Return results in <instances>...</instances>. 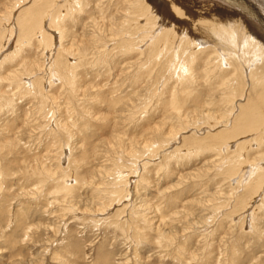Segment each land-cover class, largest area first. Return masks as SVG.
Wrapping results in <instances>:
<instances>
[{
	"label": "rangeland",
	"instance_id": "1",
	"mask_svg": "<svg viewBox=\"0 0 264 264\" xmlns=\"http://www.w3.org/2000/svg\"><path fill=\"white\" fill-rule=\"evenodd\" d=\"M71 1L0 0V264H264V181L251 192L264 123L220 153L214 137L243 124L241 105L264 114L251 67L185 82L181 57L196 46L156 55L149 0ZM179 1L186 32L206 6L244 11ZM248 2L264 15V0ZM38 9L43 35L21 45L20 20L41 21Z\"/></svg>",
	"mask_w": 264,
	"mask_h": 264
},
{
	"label": "bare ground",
	"instance_id": "2",
	"mask_svg": "<svg viewBox=\"0 0 264 264\" xmlns=\"http://www.w3.org/2000/svg\"><path fill=\"white\" fill-rule=\"evenodd\" d=\"M167 1L166 0H149V3H147L148 7L145 8V10H148L149 13H152V10H153L155 12V14H156V17L160 16L159 17V19H160L159 21H160L161 24L160 25L158 24V26H160V29H158V31L161 30V32H160V35L158 33L159 37L154 42V53L156 55H159L160 53H162L163 49L167 48L166 46H168L169 44H170V47H169L170 50L173 49V46L176 44L177 41H182L183 44H185L184 47L185 46L189 47L188 45L191 46V44L192 45L194 44V46H196V48H194L193 50L192 49L188 50L189 54L186 52L188 55L183 53L184 56L185 55L187 56V57L186 56L185 57H181V60L183 58V61H185L184 62L185 64H183V65L181 64L182 67L180 66V70L176 74L179 77H181L183 74L184 75L186 74L187 78H184L185 82L188 80V81H190V83H191V81H194V80L197 79V74H199V72H198L199 70H200V72L202 70L201 73H204L206 75V74H209V72H212V71H215V70H220L221 71V69H222L221 66L222 65H226V66L232 68V75L233 76H236V77L238 76L239 78H241L240 76L244 74L243 73L244 67H246V66H247V68L251 67V70H250V73H249L250 77H248V78H251V80H253L255 86L259 87L258 90L260 89V92L258 94L255 93V95L257 94V97H256L257 99L254 101L253 100V99H255V97H254L252 100H253V102H256L258 100V102H260L262 105H264V39L260 35L261 33L259 34L258 30L256 31L255 28H254V23L257 22V23H259L260 27H262L263 30H264V15H262L252 3L248 2V0H224L229 5H231V6L233 5V7L234 6L235 7H239L240 9H242L241 11H243V10L244 11L241 14L239 13V11H237V13L233 12V13H230L231 14L230 15L229 13H224V12H223L224 14L223 13H219L217 9H216V11H214L213 7L206 6L205 9H204L205 11L203 10V13L199 14L197 16V18H195V17H191L190 18L191 19L190 20L191 26H193L192 24H194L193 31L191 32L190 29H189L190 32L189 31L186 32L187 29L184 30L185 28H183V25H184L183 23L184 22L182 23V21H184V20H182V21L180 20V17H189L188 13H186V11L184 9L186 7H184V4H182L179 0H169V2H167ZM42 2H43V5H45V6L54 4L53 3L54 0H42ZM71 2H74V5H76L80 9V11L83 10V9L81 10L82 0H72ZM187 4L190 5L188 2H187ZM168 6H169V9H170L169 11H168ZM50 7H52V6H50ZM46 8H47V6H46ZM52 8H54V7H52ZM150 9H152V10L150 11ZM39 10L40 9H38V12H39L38 17L40 16L41 21H38L36 19L33 20L30 17H26V19L25 18H23V19L21 18L20 25H21V27H24V31H22V33H21L23 37L22 38L20 37V38H21V41L23 39H25L24 41L21 42V45L28 44L27 43L28 42L27 41L28 37H29V40H30V38L32 40V35L31 34L34 35V33H36V32H39L40 33L39 35L42 34V31H40V30L43 29V28L40 29V27H42L41 25L44 24V23H42V20H43V14H45V10L44 9L41 10V11H39ZM67 11H69V9H67ZM38 12H36V13H38ZM61 13H60V15H61ZM63 14L65 15L66 13H63ZM41 15H42V17H41ZM45 16H47V15H45ZM252 18H253V20H255V22L253 23V27L248 24L250 22V21L248 22V19L251 20ZM45 19H46V17H45ZM195 22H197L198 24H196ZM53 26L54 27L56 26L57 30L59 31L60 37H64L62 35L63 32L59 30V22H57L56 25H53ZM176 26H177V28H176ZM203 28H208V31H206L207 29H205V32H204L202 30ZM257 29H258V27H257ZM46 30H47V28H46ZM201 30H202V32H201ZM212 33H213V35H212ZM42 38H44V37H42ZM147 38H148V36H147ZM155 38H156V35H155ZM218 40H220V41H218ZM47 41H48V39H47ZM212 41H216V42L212 43ZM165 43H168V44L166 45ZM180 45H181V42H180ZM175 47H177V46H175ZM179 48H180V46H179ZM219 48H221L220 50H224L223 52H225V55L224 54L222 55V52H221V54H219V52H220L218 50ZM47 50H49V48ZM65 50H67V49H65ZM79 50H81V49H79ZM84 51L85 50L83 49V52ZM174 51H175V49L173 51L171 50L172 54L170 56L171 58L173 57V59L175 58V55L178 56V53H179L178 50H177L178 53L175 52L177 54H175ZM78 53H79V51H78ZM60 54H61V52H60ZM60 57L62 58L63 56H60ZM223 58H225V60H223ZM80 60H81V58H80ZM175 60L177 61V59H175ZM171 61H173V60H171ZM257 62H259V64H260L259 66H258ZM196 63H197V65H199V63H200V66L197 67ZM210 63H212L214 65L213 69L207 68L208 64H210ZM212 64H210V65H212ZM179 65H180V63H179ZM196 67L197 68L200 67V69H196ZM71 68L68 67V70H69L68 71L69 74L67 73L68 75L65 73L68 76V78H69V76L73 75L71 73L73 71V69H71ZM247 71H248V69H247ZM224 72H226V71H224ZM60 73H61V71H60ZM224 80H225V78H224ZM243 80H244V78H243ZM226 81H229V78H226ZM37 82H39V81H37ZM222 86H224V84ZM39 89L41 90V88L38 87V91H39ZM231 91H234V90L232 89ZM41 94H42V92H41ZM233 95H234V98H235V94H230V97H233ZM230 100L233 101V100H236V99H233V100L230 99ZM248 100L250 101L251 99H248ZM258 102H256V103H258ZM246 104L247 103H245V105ZM253 105H254V103H253ZM262 105H261V107H262ZM257 106H260V104H258ZM240 107H242L241 108L242 110H240L241 114L239 113L241 116H239L238 113H237V115H238L239 118L240 117L243 118V120H244L242 122L243 124H240V125L238 124L236 127L234 125L235 128L233 130L229 131V133L224 131L227 134H224V132H223V135L221 133H219L221 135L218 136V134H216L217 136H214L215 139H217L216 140L217 143H219V141H221V143L219 145V146H221V148H219V152L218 153H220L222 151V149L226 148V146L228 145L227 143L229 142L228 139L230 137H235L236 138V136H240V135L242 137V135L246 134L247 132H249L251 130H254V129L258 128L259 125H263V123H264V114H261L262 110L261 111L259 110L260 112L257 110L258 107L256 108V107L251 106L249 104L246 105L244 108H243L242 105ZM261 107L259 109H261ZM238 109H240V108H238ZM241 118H240V120H242ZM238 121H239V119H238ZM238 123H240V122H238ZM236 124H237V122H236ZM261 128H262V126H261ZM253 137H254L253 140L255 141V135ZM250 138H252V137H250ZM262 138H264V136ZM258 139H257V141H259ZM253 140H251V141H253ZM216 141H214L215 144H216ZM248 141H249V139H248ZM257 141H255V142H257ZM261 141H262V139H261ZM262 142H264V141H262ZM200 143H197V144H200ZM227 148H229V147H227ZM236 149H239V148L237 147ZM233 151L235 152V150H233ZM227 152L229 153L230 151H227ZM231 152H232V150H231ZM240 152H242V151H240ZM244 152H243V154H244ZM247 152H248V148H247ZM247 152H245V153H247ZM248 155H249V153L246 156H248ZM231 157H233V156H231ZM238 157H239V155L236 156V158L234 159V160H236V162H239V161H237ZM244 158H246V157L244 156ZM234 160L232 159V161H234ZM246 161H248V160H246ZM259 161L262 162L263 160L261 159ZM229 162H230V160H229ZM260 162H258V163H260ZM254 163H256V162H254ZM261 164H263V163H261ZM236 165L237 164L231 165L230 167H228L227 170H229L230 173H231V171L233 172L234 166H236ZM249 165H252V164H249ZM250 167L251 166H249V168ZM253 167L254 168L256 167V170H258V172H257L258 174L256 175L257 176V180L253 184L251 192L252 193H257L258 190L262 187V183L264 181V172H263L264 167H260L258 165H255ZM260 168H262V169H260ZM254 172H255V170H254ZM236 173H237V171H236ZM250 174H251V176H249V174H248L249 177H253L254 176V175L252 176V174H253L252 171L250 172ZM241 175H243V174H241ZM244 177H245V175H244ZM255 178H254V180H255ZM244 179H243V181L248 182L247 180H244ZM243 181L241 179V182H243ZM247 186L248 187L250 186L249 183H248ZM67 189H68V187H67ZM249 195H251V194L249 193ZM247 196L248 195H246L245 197H247ZM250 198H251V196H250ZM243 201H245V200H243Z\"/></svg>",
	"mask_w": 264,
	"mask_h": 264
}]
</instances>
